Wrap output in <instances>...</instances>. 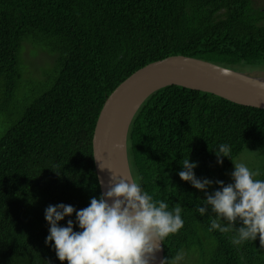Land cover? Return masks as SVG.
<instances>
[{"label": "trees", "instance_id": "obj_1", "mask_svg": "<svg viewBox=\"0 0 264 264\" xmlns=\"http://www.w3.org/2000/svg\"><path fill=\"white\" fill-rule=\"evenodd\" d=\"M27 41L56 59L0 138V264H63L54 242L46 243L45 209L62 203L80 210L102 195L93 136L107 98L170 56L264 71V0H0V88L9 99L28 69L20 57ZM220 144L234 161L247 149L264 155V109L170 86L151 95L132 122L134 180L169 210L182 207L183 228L163 244L166 264L179 252L185 264H264L259 237L234 245L235 231H209L214 214L197 211L205 193L179 176L189 158L198 179L229 184L233 162H217ZM258 173L264 180V166ZM216 190L213 183L208 193ZM69 219L80 231L75 214L59 225Z\"/></svg>", "mask_w": 264, "mask_h": 264}, {"label": "clouds", "instance_id": "obj_2", "mask_svg": "<svg viewBox=\"0 0 264 264\" xmlns=\"http://www.w3.org/2000/svg\"><path fill=\"white\" fill-rule=\"evenodd\" d=\"M216 69L223 76L231 75L227 68ZM215 154L221 165L223 158L231 159L227 144H220ZM231 160L233 183L227 185L223 181L198 179L194 173L198 165L189 158L181 162L183 170L179 176L205 193L203 206L198 205L197 211L204 216L211 209L214 218L210 217L209 231H235L231 240L234 245L256 241L259 237L260 246L264 248V180L255 179L259 173L244 163ZM111 172L106 191L99 199L91 198L88 207L77 210L61 203L45 209V219L50 226L46 243L54 242L56 255L63 264H153L164 241L183 228L179 203L169 210L166 202L155 200L136 180ZM213 183L219 185V190L209 194L208 188ZM100 184L104 185L102 179ZM74 214L80 231L74 230L71 219L66 227L59 225ZM237 222L242 226L235 227ZM182 259L183 253L179 252L172 258V264H179Z\"/></svg>", "mask_w": 264, "mask_h": 264}, {"label": "water", "instance_id": "obj_3", "mask_svg": "<svg viewBox=\"0 0 264 264\" xmlns=\"http://www.w3.org/2000/svg\"><path fill=\"white\" fill-rule=\"evenodd\" d=\"M216 68L227 67L191 57L170 56L141 68L111 93L100 112L93 136L99 184L100 179L104 181L103 186L100 184L102 194L111 181V171L134 179L128 155L129 130L143 104L161 89L179 86L264 109V74L227 68L231 75L223 76ZM161 248L153 264H163V244Z\"/></svg>", "mask_w": 264, "mask_h": 264}, {"label": "rangeland", "instance_id": "obj_4", "mask_svg": "<svg viewBox=\"0 0 264 264\" xmlns=\"http://www.w3.org/2000/svg\"><path fill=\"white\" fill-rule=\"evenodd\" d=\"M20 57L22 62L28 66V69H24L23 80L20 83L18 91L14 94V98L9 99L6 88H0V138L20 118L28 103L27 101L40 91L38 88L39 82L46 81L47 75L44 72L52 71L51 67L54 65V60L56 59L55 55L47 48L42 47L41 49L40 47H35L32 43H28V41L23 45ZM255 73L264 74V71L255 70ZM259 151L247 149L235 159V162L244 163L250 170L258 172L264 166V155ZM233 171L234 164L227 175L229 183H233L231 178ZM185 256L181 260L183 264L186 263Z\"/></svg>", "mask_w": 264, "mask_h": 264}]
</instances>
